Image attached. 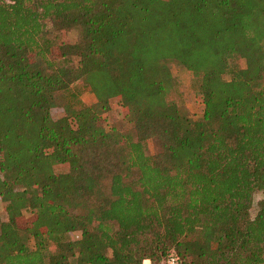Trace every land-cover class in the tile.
<instances>
[{"label":"trees","instance_id":"1","mask_svg":"<svg viewBox=\"0 0 264 264\" xmlns=\"http://www.w3.org/2000/svg\"><path fill=\"white\" fill-rule=\"evenodd\" d=\"M171 62L197 78V118L166 98ZM110 99L128 128L99 122ZM257 190L264 0L0 3V264H264Z\"/></svg>","mask_w":264,"mask_h":264},{"label":"rangeland","instance_id":"2","mask_svg":"<svg viewBox=\"0 0 264 264\" xmlns=\"http://www.w3.org/2000/svg\"><path fill=\"white\" fill-rule=\"evenodd\" d=\"M52 35V34H51ZM67 40L74 41L77 37V31L73 28L65 30V36ZM235 62L239 65H243V60L236 58ZM169 70L173 75L175 85L168 94L166 98L174 101L178 104V109L181 113H187L189 116L193 118H197L201 113V103L195 96V87L197 84V78H195L191 72L181 67L179 64L175 62L169 63ZM227 74L223 75V78L226 79ZM79 98L83 102H91L93 100V95L89 92H82L79 95ZM51 116L57 117L61 114L60 108H52L50 109ZM124 109L119 105V103L115 99L109 100V109L107 112L103 113L100 117V123L106 126H114L118 129H125L130 126L124 117ZM158 151V145L152 140L147 139L145 141V152L148 154H153ZM55 171H65L66 167L57 164L54 165ZM263 191H254L252 193L251 205L249 208L250 216L254 215L255 212V203L256 200L263 197ZM4 203L0 200V219L4 220L6 218L4 209ZM32 214L27 211L21 213V215L17 218V223L20 227L26 226L29 221L32 219ZM79 232L73 231L68 234V238L75 239L78 238Z\"/></svg>","mask_w":264,"mask_h":264},{"label":"built area","instance_id":"3","mask_svg":"<svg viewBox=\"0 0 264 264\" xmlns=\"http://www.w3.org/2000/svg\"><path fill=\"white\" fill-rule=\"evenodd\" d=\"M7 1L8 0H0V3ZM160 264H179L178 256L170 250Z\"/></svg>","mask_w":264,"mask_h":264},{"label":"crops","instance_id":"4","mask_svg":"<svg viewBox=\"0 0 264 264\" xmlns=\"http://www.w3.org/2000/svg\"><path fill=\"white\" fill-rule=\"evenodd\" d=\"M142 264H149L148 259H143V260H142Z\"/></svg>","mask_w":264,"mask_h":264}]
</instances>
